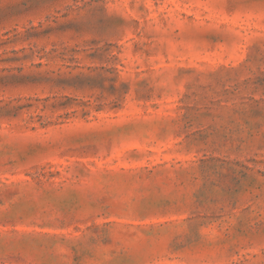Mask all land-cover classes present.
Segmentation results:
<instances>
[{
	"label": "rangeland",
	"instance_id": "obj_1",
	"mask_svg": "<svg viewBox=\"0 0 264 264\" xmlns=\"http://www.w3.org/2000/svg\"><path fill=\"white\" fill-rule=\"evenodd\" d=\"M0 264H264V0H0Z\"/></svg>",
	"mask_w": 264,
	"mask_h": 264
}]
</instances>
